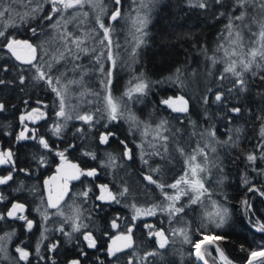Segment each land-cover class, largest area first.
<instances>
[{
  "label": "trees",
  "instance_id": "obj_1",
  "mask_svg": "<svg viewBox=\"0 0 264 264\" xmlns=\"http://www.w3.org/2000/svg\"><path fill=\"white\" fill-rule=\"evenodd\" d=\"M137 1L121 0L119 7L124 17L137 10ZM102 2L106 7L104 14L116 9L115 0ZM221 3L223 4V0ZM9 4L12 6V14L15 15L14 23L5 29L4 21L0 19V31H5L7 36L17 40H28L35 46L42 44L44 34L53 28L50 25H55L61 14L72 10H63L59 6L62 11L59 14L52 13L54 19L47 21L43 18L51 12L50 0H31V3L29 0H2L0 10ZM198 4L199 0H158L147 16L148 24L144 30L146 35L143 37L145 43L137 48L136 60L129 66L118 63L112 68L114 95L122 97L123 88L140 78L148 83L145 93L134 94L133 99L123 97L126 109L136 117L138 123L139 120H149L153 116L149 124L139 123V127L125 116L109 122L105 114L103 122L94 123L92 126L75 119L77 115L94 113L96 108L103 106L102 98L98 99L93 94H86L82 103H78L76 99H65V110L73 118L65 120L57 117L59 97L52 90L53 87H60L55 83L57 74L45 67L42 69L53 77L51 86L46 79H34L35 69L15 62L3 46L7 44V40L0 37V80L5 81L0 84V104L4 105L0 109V142L14 152V167L11 171L21 173L22 184L25 182L27 189L38 193L41 191L43 178L55 172L60 165L58 152H64L65 161L77 164L81 170H97L95 176H81L73 186L74 198L80 197L78 194L84 191L89 193L87 197L81 196L83 200L77 202L80 205V219L76 222L85 227L78 233H72L69 239H61L56 243L45 240L39 242L35 240V236L39 234L33 235V242L26 245L31 264H69L73 259H79L81 264H129L130 261L132 264H198L192 255L191 244L185 243L182 236H174L172 232L173 229L185 228L192 242L200 239V232L204 230L202 225L208 224L206 214L214 211L212 201L228 208L229 219L223 228L216 229L213 225L207 230L225 237L219 242V246L232 264H243L249 251L264 245V232L257 230L259 224L264 223V196L259 192L248 191L249 187L264 191V159L259 158L258 147L260 128L264 124V81L259 76H252L251 72L245 73L246 90L239 91L233 89L235 77L231 74H227V79L221 80L226 64L222 61L212 68L207 63L209 50L213 45L222 43L221 37L227 36L225 26L229 16L239 15V11L232 7L233 0H229L227 6L223 4V7L217 6L215 9L213 0H209L207 8H200ZM37 5L41 6L39 11L23 21L20 20V15L31 12ZM103 21L107 26L106 19ZM32 29H36L35 35ZM93 29L95 26L89 32ZM116 30H120L118 25L113 28V31ZM246 35L255 39L247 30ZM53 40L50 38L51 43ZM57 45V41H54L53 46ZM72 49L76 51L75 48ZM214 49L217 51V48ZM78 55L79 59H73L65 53L66 63H56L54 66L63 73V76H58H61V82L65 80L64 84L78 75L76 71L90 73V70L95 71L97 67L88 63L90 55L83 52ZM40 56V64L45 63L46 56ZM196 57L205 60V71L213 72L212 82L198 98L181 92L180 80H177V76L181 78L195 69ZM104 63L106 69L112 67L111 62H105V59ZM77 65L80 67L77 68ZM177 69H180L179 73ZM21 75L25 78L23 82L20 80ZM84 79H87L86 74ZM229 89L233 90L229 92ZM90 91L96 93L98 90L91 87ZM218 92L223 94L219 102L216 101ZM179 93H185L183 95L188 101L189 111L184 114L174 113L161 104L162 100L174 98ZM37 101L46 105L47 113L38 124L41 130L36 143H17L16 127L21 114L31 109ZM27 102L32 104L28 108ZM232 108H240L241 111L233 113ZM155 117L159 120L154 121ZM96 118L100 119L99 116ZM162 119L167 124L161 135L167 136V141L153 138L155 126ZM57 123L62 125L58 136L52 131ZM145 125H151L147 137L142 135ZM175 127L178 128L176 132L173 130ZM237 128L241 130L239 133L235 131ZM211 130L215 131V138L208 135ZM106 132L115 133V136L110 137L107 144H101L100 134ZM41 137L48 141V149L37 145ZM229 137L234 144L223 143ZM120 141L127 145L131 158L124 156L125 146ZM162 146H165V150H162ZM197 147L204 148L207 154V162L204 156H199L197 162L207 169L201 175L205 180V187L212 193L211 198H202L201 202L192 204L189 196H181L176 206L183 207L184 211L170 218L168 212L159 210L160 207H167L170 202L165 201L161 189L156 184L146 182L143 175H151L157 183H175L184 175L185 160ZM181 148L184 150L183 154L178 150ZM213 148L216 149L215 152L212 151ZM253 152L258 159L249 164L246 156ZM85 153H94L96 158L93 159ZM109 154L115 157L114 163H109ZM41 157L45 161L42 164L39 163ZM145 160L147 163H144ZM153 169L157 171H152ZM243 177L249 180L247 185L243 183ZM100 185H107L119 203L111 199H97L101 195ZM125 188L128 189L127 193L119 195ZM176 191L168 187L164 189L170 195H175ZM245 200L252 206L247 211L242 203ZM133 205L143 209L156 205V215L139 216L134 224ZM114 220L118 225L116 228L112 227ZM146 225L154 226L153 231H165L169 242L164 248L159 247L155 236H149ZM129 228L132 229V246L109 256L111 238L117 234H129ZM85 232L90 233L95 240L94 248L88 247V242L83 239ZM35 241L39 242V254ZM53 244L56 248L50 250ZM209 249L214 253L212 247ZM149 253L155 255H147ZM7 260L3 264H26L12 257Z\"/></svg>",
  "mask_w": 264,
  "mask_h": 264
},
{
  "label": "snow or ice",
  "instance_id": "obj_2",
  "mask_svg": "<svg viewBox=\"0 0 264 264\" xmlns=\"http://www.w3.org/2000/svg\"><path fill=\"white\" fill-rule=\"evenodd\" d=\"M2 2V0H0ZM29 3H31V0H29ZM51 3V12L48 14V16L44 17V20L51 21L54 19L52 16V13H60L63 10L68 9H74L77 6L83 8L85 4L91 5L94 9L99 5L100 0H50ZM213 3L216 6L223 7L224 5L221 3V0H213ZM121 4V0H115L116 9L111 13L110 20L116 21L118 18L121 17V8L119 5ZM62 6V9L59 7ZM198 6L200 8H207L209 7V0H199ZM40 5H37V8H34L31 10V12H25L23 15H20V20H25L29 16H33L34 13L40 10ZM149 7V4L147 2H144L142 0V3L140 5V8L137 9V14L135 17H131L132 20V28L134 29V32L132 34V51L131 55L132 57H135L137 55V48L145 43L143 37L146 35L145 29L148 24V17L146 14H141L140 9H147ZM232 7L239 11V15H230L227 25L225 26V31L227 32V36H222L220 43L217 46V51H223V57L221 58L223 62L226 64V66L223 69V72L221 73V80L227 79L228 75L231 74L233 77H235V82L233 84V89H238L239 91H245L246 90V84L247 81L245 79V73L251 72L252 76H259V78L264 81V0H233ZM101 12L104 11V8L102 5H100ZM251 13L254 14H250ZM83 15L86 17L88 16L87 12H84ZM221 15H224V13H221ZM259 17V19L257 18ZM0 19L4 21L3 27L7 29L14 23V18L12 15V6L9 4L7 7H4L3 10H0ZM248 20L250 23L245 24L244 22ZM240 22L239 24L235 22ZM69 21H65V25ZM96 24L98 25L99 29H102V39L99 41V43L103 46V48L106 50V55L104 53H101L100 56H95V49H88L87 47H82L85 43V39H82L79 36H75L73 33L68 32L66 29L61 34L60 39L64 41V49L65 51H60L58 55L55 53L52 56V60L55 63H60V61L65 59V53L67 55L72 56L73 59H79L78 53H88L89 51H92L93 55L95 56L96 64L99 66V72L103 74L104 78L100 80V85L102 87L103 91V97H102V107H98L94 110V113H87L83 115H77L75 119L85 122L86 124H89V126H92L94 123H101L103 122L106 114V118L109 122L116 121L118 118L122 117L123 115V109H122V102L123 97H128V99H133L134 94H143L145 93V90L148 88V83L144 81L143 78H140L138 82L134 83L133 86H131L128 90H126L123 93L122 97H115L112 94V85H113V71L112 68L116 66V58L113 53V40H112V32L113 28L111 25L106 26L105 22L101 19L99 15L96 16ZM252 24H256L259 27L258 33H252V36L255 37V39H251L248 41V44H245L244 41V35L243 31L244 28H249ZM51 27H59V22H57L56 25H50ZM92 31H95L93 29ZM33 34L35 35L36 29H32ZM138 34V35H137ZM87 36V34H86ZM0 37H4V39L7 40V44L3 45L4 47H7L8 50L12 53L13 56L16 57L17 60H24L25 63L29 64L32 68L36 71V76L34 79L38 80H47L48 84L51 86L53 84V77L43 71L42 69L45 67L44 64L40 63H34L33 61H38L42 59V57L37 56L38 48H42L43 45H37L34 46L33 44L29 43L28 40H17L15 38L9 37L6 35L5 31H0ZM69 45H74L76 51L74 52L72 48L69 47ZM116 48H119V44L115 45ZM21 49L26 50L27 56L24 57L20 54ZM104 59L111 62L112 67L111 68H105L104 63L102 62ZM212 63L216 64L217 58L211 57ZM47 67L49 69L53 68V63H47ZM77 68L80 67L79 65L76 66ZM180 72V69H177V73ZM61 76H63V73H61ZM61 76H57L55 78V83L60 85L59 88L53 87V91L56 93V96L59 97V111L56 112L57 117H63L65 120L72 119L73 117L70 116L66 112V101H65V95L68 92L69 85L73 84H81L80 80H68L67 84H61ZM83 76V73H82ZM24 76H20L21 82L24 81ZM179 77L177 76V80ZM5 83V81L0 80V84ZM233 89H229L228 91L231 92ZM89 94L96 95L99 99L101 97L100 92L91 93L89 90ZM83 95V93L81 94ZM222 93L218 92L216 94V101L219 102L222 100ZM205 102H207V98H205ZM40 101H37V104H39ZM161 104L166 105L169 109L172 110V112L175 113H187L189 111L188 108V101L185 99L183 95H177L174 98L168 97L167 99H164L161 101ZM4 105L0 104V109H3ZM241 111L240 108H232L231 112L233 113H239ZM45 113L40 111V109L33 108L30 112H28L26 115H21L20 120L21 123H23L25 120H38L42 119L44 117ZM97 116L100 117L99 120H97ZM129 119L132 121L133 124H136L137 127H139V123L135 116H130ZM258 119H262V117H258ZM167 124L166 120H161L156 126H155V136L154 139H161L164 141L168 140L167 136L161 135V131L165 129V126ZM105 128H107V124L104 125ZM151 129V125H145L144 131L142 132V135L147 137L149 134V130ZM62 130V125L57 123L53 126V134L54 135H60ZM28 129L25 126V128L17 135V140L26 139V133ZM79 131V129H77ZM237 133H239L241 130L239 128L235 129ZM208 135L210 137L215 138V131L211 130L208 131ZM115 136V133L106 132L101 133L99 140L101 144H107L109 142V138ZM40 145H42L45 149L49 148V143L47 140H45L43 137L39 140ZM121 144L125 146V152L124 156H127L131 158L130 150L127 148V145L124 141H120ZM224 144L229 143H235L231 137H229V140L224 141ZM71 147V146H70ZM207 147V146H206ZM258 147L260 148V159H264V124L261 125L260 128V141L258 144ZM182 154L184 150L178 149ZM66 151V150H65ZM213 152L216 151L215 148L212 149ZM159 154L158 152L156 153ZM57 155L60 156L62 165L57 168V172H62L63 165L65 162V155L64 152H58ZM85 155H91L93 159L96 158L94 153H85ZM204 156L205 162H207V154L205 152L204 148L197 147L193 153L187 157L185 160V172L184 175L180 177V179L176 180L175 183L171 185H165L163 183H157V181L153 180L151 175H147L144 177L145 180H147L151 184H156L158 188L161 189L164 198L166 201H169L170 203L167 204V207H160V211H166L169 214V217H173L178 213H182L184 211L183 207H177L176 202L180 201L181 196H189L190 197V203L196 204L201 202L202 198H211L212 193L209 192L208 188L205 187V180L203 176L201 175L205 171H207L206 167H204L202 164L198 163V157ZM143 159V155L141 157ZM258 159L255 152L249 153L246 156L247 162L249 164L254 163ZM115 157H112L111 154H109V163H114ZM44 158L41 157V160L39 163H44ZM144 163H147L145 160ZM10 164L14 167V160H13V153L11 150L3 151L0 150V165ZM69 168L73 169L74 171L72 173L64 174L63 175V182L62 184L58 185L55 193L53 192V189L50 186V180H45V186L48 190V197H47V207L57 209V215L64 216V213L60 211L62 204L61 202L65 200V196L69 194L68 189V183L70 180H79L81 176H95L96 175V169H90V170H81L77 165L70 164L68 165ZM23 171V169H21ZM152 171H157V169H153ZM12 173L9 172L8 175L0 177V184H6L9 180H11ZM51 180H56V177L50 178ZM243 183L247 185L249 183V180L247 177H243ZM183 186V187H181ZM101 195L97 197L99 200H105V199H111L113 202L119 203V200L113 194L108 190L107 185H100ZM172 188L176 191L175 195H169L166 192H164V189ZM128 189L125 188L122 192H120L119 195L123 196L125 193H127ZM249 192H259L261 196H264V191H261L260 189H257L255 187H249ZM104 193H107V196H105ZM88 191H84L82 193H79L78 195L87 197ZM0 199H4V197L0 196ZM245 208V211L249 210L252 206L248 203L247 200L242 202ZM135 209L136 215L133 216V220L137 219L139 216H154L156 215L157 206L153 205L151 208L143 209L136 207L135 205L132 206ZM212 207L214 211L209 212L206 214V219L208 221L207 225H202L203 231L200 232V239L195 240V242H192L191 237L185 228H178L173 229L172 234L182 236L185 243H190L191 247L193 248V253L195 259L198 262H203V264H209V260L207 257L211 256V252L209 251L210 247H215V251L218 254L219 261L223 262V264H232V262L228 259V257L225 255L222 248L219 246V242L224 240L225 237L222 235H217L214 232L208 231L207 229L210 226H213L216 229L223 228L225 224L228 222V208L222 207L219 205L216 201H212ZM25 210V205L21 203H13L11 208L7 212V217L16 218L19 220H24L26 222V227L28 230H31L33 227V221L30 219H27L24 215H18V213H23ZM73 213L75 214V219L73 217H67V220L72 221V232L78 233L80 232L81 228L85 227L82 223H77L80 219L79 217V210L78 208L72 209ZM43 218L45 220H48V215L46 213H41ZM5 217L0 214V219H4ZM112 227L116 228L118 225L116 224L115 220L112 222ZM147 228H149V236H155L157 238L158 244L160 248H164L169 240L168 236L165 234L164 230L160 231H153L152 225H146ZM258 231L264 232V223L259 224ZM62 234L71 237V233L64 232L63 226L58 229ZM132 229H128V235H122L120 237H117L116 239H120L125 241L123 244L124 248H129L132 246V236H131ZM8 236V238H11L10 234H5ZM0 239H3L0 237ZM44 239L43 232L41 233V240ZM83 239L88 242V247L94 248L96 246V242L93 239L92 235L90 233L85 232ZM56 245L53 244L50 246V250L55 249ZM36 251L37 254H39L40 247L39 242L36 245ZM121 251L120 247H113L112 245L108 248V255L114 256L116 252ZM16 253H18V259L19 261H24L26 264H31V261L29 260L30 252L26 250L24 247L17 246L16 247ZM83 254V253H82ZM147 255H155V253H149ZM43 259V257H41ZM69 264H81L79 259H73L69 261ZM129 264H132L130 261ZM246 264H264V245H260L258 249H252L248 252V258L246 261Z\"/></svg>",
  "mask_w": 264,
  "mask_h": 264
},
{
  "label": "rangeland",
  "instance_id": "obj_3",
  "mask_svg": "<svg viewBox=\"0 0 264 264\" xmlns=\"http://www.w3.org/2000/svg\"><path fill=\"white\" fill-rule=\"evenodd\" d=\"M158 0H144V2H147L149 4V7L147 9H140L141 14H146L148 16L149 12L154 8V6L156 5ZM229 0H223V4L227 6ZM139 7H137V9L140 8V5L142 3V0H138L137 1ZM226 3V4H225ZM100 5L103 6L104 11L101 12L100 10ZM105 6L102 2V0H100L99 5L94 9L91 5L85 4L83 6V8L77 6L76 8L67 11L66 13H63L59 16V18L56 20L55 25L57 24V22H59V27H53L50 31L46 32L45 38H43V42L41 45H43L42 48H39L37 51V56L38 57H42L40 55H44L46 56L47 61L45 63H43L45 65V68L48 70H53L57 76L61 75L60 71H57L55 69V62L52 60V56L55 53L56 55L59 54L60 51H64V41H62L60 39L61 34L65 31V29L68 32L73 33L75 36H79L82 39H85V43L84 45H82V47H87L88 49L92 50L95 49V56H100L101 53H104L106 55V50L103 48V46L99 43V41L103 38L102 37V29H99L98 25L96 24V16L99 15L101 17L102 20L106 19L107 21V26L111 25L112 28L117 27V25L119 26L120 30H116L113 31L111 36H112V40H113V53L114 56L116 58V61L119 65H123V66H129L130 64H132V62H134L136 60V56L132 57L131 55V51H132V34L134 32V29L132 28V20L131 17H135L137 14V11L134 10L132 12H130L128 14V16H123L121 13V17L118 18L116 21H112L110 20V16L111 13L113 11H115V9H111L107 14L105 13ZM217 8L216 5H214V9ZM251 11V10H250ZM87 12L88 16H84L83 13ZM250 14H254L251 13ZM13 16H15L14 14H12ZM259 18V17H257ZM65 21H69L66 25H65ZM240 22L237 21V24H239ZM245 24L250 23V21L246 20L244 22ZM95 26V31L93 32L92 30L89 32L90 28H93ZM246 30L248 31L249 35L252 36V33H258L259 31V27L256 24H252L249 28H244L243 31V35H244V41L245 44H248V41L251 40L250 38L247 37L246 35ZM87 34V36H86ZM138 35V34H137ZM50 38H53V42L57 41L58 45L57 46H53V42H50ZM209 37H207L206 39L208 40ZM212 42V39L210 40V43ZM33 44V43H32ZM119 44V48H116L115 45ZM34 45V44H33ZM212 45V44H211ZM35 46V45H34ZM69 47L75 48L74 45H69ZM214 48H217L216 45H213L212 48H210L209 50V57L207 60V63L212 65V59H210L211 57H216L217 58V63L222 62L223 60L221 59L223 57V51H216ZM212 52V53H211ZM84 54H88L90 55L88 58V63L91 64V66H95L96 64V60H95V56L93 55L92 51H89L88 53H84ZM38 63L39 60L37 61ZM104 63V60L102 61ZM106 62V59H105ZM47 63H53V68L49 69L47 67ZM60 63L65 64L66 60H64V62L60 61ZM194 66L195 69L194 70H190L188 75L185 76H181V78H179V87L182 89L181 92H186L189 95H193L194 98H198L201 97L202 94L204 93L205 89L208 87V85L212 82L213 80V72L209 70L205 71V67L207 66V64H205V60L203 59H198L197 57L194 58ZM105 65V63H104ZM118 65V66H119ZM95 71L90 70L91 72H85L84 70H78L76 72H78V75L74 78H72L73 80H80L81 84H73V85H69L68 88V92L65 95V99L66 100H73L76 99L78 103H82L84 97L86 94H89V90H91V87L96 88L98 91L101 93V98L103 97V89L100 85V80L104 78L103 74H101L99 72V66L97 65V67H95ZM106 68V66H105ZM83 73V76H82ZM87 75V79H84V75ZM91 75V76H90ZM98 75H99V79H98ZM90 76V77H89ZM138 82L137 80L129 83L128 85H126L123 88L122 94L128 90L131 86L134 85V83ZM65 80H62L61 84H64ZM67 84V83H66ZM91 86V87H90ZM83 93V95H81ZM113 94V93H112ZM185 94V93H183ZM182 93H179V95H183ZM186 95V94H185ZM115 97H121V96H117L114 95ZM184 96V95H183ZM96 97V96H95ZM185 97V96H184ZM97 98V97H96ZM188 99V98H187ZM102 107V106H101ZM122 109H123V115L122 117L125 116V118L129 121H131L129 119L130 116H134L132 113H130V111H128L126 109V106L124 105V102H122ZM153 119V116H152ZM151 118L149 120H152ZM38 120H32L33 123ZM149 120L145 119V120H139V123L141 124H149ZM158 121L159 119L157 117L154 118V121ZM166 128V126H165ZM176 129L178 128H173V130L176 132ZM171 133V131H170ZM165 145V144H163ZM162 150H165V146H162ZM125 152V151H124ZM123 152V154H124ZM168 163V162H166ZM60 164H62V161L60 162ZM70 164H75V163H71L68 161L64 162L65 166H68ZM77 165V164H75ZM69 168V167H68ZM105 194V193H104ZM170 195V193H167ZM74 195V194H73ZM84 197V196H83ZM80 200H83L80 197H73L72 202L66 206L64 213V218L66 219L67 217H73V219H75V214L73 213L72 209L73 208H77L79 210V217H80V205L77 203ZM166 201V200H165ZM168 202V201H167ZM61 210V209H60ZM136 215V212L134 211V213L132 214V217ZM138 220L137 219L133 220V223L135 224ZM69 221V225H70V230L72 231V221ZM69 230V231H70ZM122 235H128V234H117L115 236H113L110 240V245L111 243L116 240L117 237H120ZM4 246V245H2ZM2 253H0L1 256H4L6 251L3 248ZM209 251L211 252V256L207 257L208 260L213 263V264H220L219 262V258L218 256H216L211 249H209ZM3 260L2 262H0V264H3V262L8 259V258H4L2 257ZM9 260V259H8ZM7 260V261H8Z\"/></svg>",
  "mask_w": 264,
  "mask_h": 264
},
{
  "label": "flooded vegetation",
  "instance_id": "obj_4",
  "mask_svg": "<svg viewBox=\"0 0 264 264\" xmlns=\"http://www.w3.org/2000/svg\"><path fill=\"white\" fill-rule=\"evenodd\" d=\"M26 105H27L26 108H28V106L32 104L31 102L30 103L27 102ZM32 106L33 107L31 109L27 110L21 115H26L33 108H37V107L40 109V111L44 112L45 114L47 113V110L45 109L46 105L41 101L39 104H37L36 102ZM178 114H182V113H178ZM43 118L34 123L32 120H25L23 123H21V120H19L18 126L16 127L17 135L25 128V126L27 127L28 131L26 133V137H27L26 139L17 140L16 142L17 143L22 142L24 144H31L32 142L36 143V139L38 138V132L39 130H41V127H38V124L43 120ZM37 145H40L39 141H37ZM40 147H42V145H40ZM0 150L12 151L10 147L3 146L2 141L0 142ZM12 153L14 159V152L12 151ZM61 165L62 164H60L59 167ZM12 169L13 166L10 164L0 165V177L8 175L9 172L12 173V177H13L6 184H0V196L4 197V199H0V214H2L5 217L4 219H0V237L3 238L0 239V253H2L1 250L3 248L6 251L4 256L0 255V259H3L2 257L8 259L12 257L16 260H19L18 253H16V247L21 246L26 249V245L33 242L32 236L37 235V233L39 234L38 235L39 238L38 236H35L36 238L35 240H38L39 242L45 240L51 243H56L61 239L70 238L69 236H66L62 234L60 231H58V229L61 228L62 226L64 228V232L71 233L72 235L73 232L70 230L69 227L70 225L68 224L69 221L67 220L66 222L64 216L57 215L56 214L57 209L47 207V199L45 196V191L43 186L45 180H50V186L53 189V182H52L53 180H51L50 178L54 176L58 177L59 178L58 185H60L63 182V175L72 173L74 170L68 168V166L65 165H63L62 172L60 173H58L56 169L55 172L43 178L41 184V191L37 193L31 189H27L25 182L22 184V182L20 181L21 173H15L11 171ZM75 181L77 180H70L68 183L69 194L66 195L65 200L61 202L62 207L60 211L62 212L65 211L66 206L69 205L73 200L74 197L73 186L75 184ZM53 192L55 193L54 189ZM13 203H21L25 205L24 212L18 213V215H24L27 217V219L33 221V227L31 230L27 229L26 222L24 220L7 217V212L11 208ZM41 213H46L49 217L48 220H45L41 215ZM42 232L44 234L43 240H41ZM5 234H10L11 238L9 239L8 236ZM112 243H113V247H116V245H118V247H120L121 249H127L123 247V244L125 243V241L123 240L116 239ZM1 245L4 246L1 247Z\"/></svg>",
  "mask_w": 264,
  "mask_h": 264
},
{
  "label": "water",
  "instance_id": "obj_5",
  "mask_svg": "<svg viewBox=\"0 0 264 264\" xmlns=\"http://www.w3.org/2000/svg\"><path fill=\"white\" fill-rule=\"evenodd\" d=\"M30 43V42H29ZM7 48V47H6ZM7 50H8V48H7ZM8 52H9V54H10V56H11V58L15 61V62H17L18 64H20V65H29V64H27V63H25V61L22 59V60H17L16 59V57L15 56H13L12 55V53L8 50ZM20 54L22 55V56H24V57H26L27 56V52H26V50H24V49H21V51H20ZM33 62H35V61H33ZM182 114H184V113H182ZM93 169H95V168H93ZM96 172H97V170H96ZM144 177L145 176H147V175H143ZM54 177H56V176H54ZM57 179L56 180H53L52 182H53V189L56 191V189H57V187H58V182H59V178L58 177H56ZM45 182V181H44ZM146 182H148L147 180H146ZM149 183V182H148ZM43 188H44V191H45V196H46V199H47V197H48V190H47V188H46V186H45V183H44V186H43ZM215 250V249H214ZM195 258V257H194ZM196 260V259H195ZM246 261H247V259L245 260V262L243 263V264H246ZM196 262L198 263V264H202L201 262H198L197 260H196Z\"/></svg>",
  "mask_w": 264,
  "mask_h": 264
},
{
  "label": "bare ground",
  "instance_id": "obj_6",
  "mask_svg": "<svg viewBox=\"0 0 264 264\" xmlns=\"http://www.w3.org/2000/svg\"><path fill=\"white\" fill-rule=\"evenodd\" d=\"M212 249L214 250V249H215V247L213 246V247H212ZM214 253H215V255H216V256H218V254L216 253V251H215V250H214ZM218 258H219V257H218ZM219 262H220V264H223V262H221V261H219ZM201 263L203 264V262H201Z\"/></svg>",
  "mask_w": 264,
  "mask_h": 264
}]
</instances>
